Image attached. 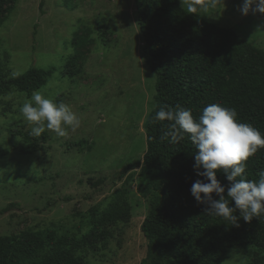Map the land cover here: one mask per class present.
Masks as SVG:
<instances>
[{
	"label": "rangeland",
	"instance_id": "obj_1",
	"mask_svg": "<svg viewBox=\"0 0 264 264\" xmlns=\"http://www.w3.org/2000/svg\"><path fill=\"white\" fill-rule=\"evenodd\" d=\"M180 1L189 11L192 0ZM242 3L224 0L216 8L196 6L194 13L264 49V14L244 16ZM82 39L86 43L77 45ZM143 47L135 0H16L4 6V72L44 70L48 82L40 91L70 104L81 126L65 137L46 130L47 139L26 154L30 127L20 107L30 97L15 88L0 95V211L18 204L0 215V235L28 231L68 239L77 264L141 263L147 188L161 178L142 166L123 174L147 152L144 124L156 104L157 75ZM74 55L80 72L72 78L66 66ZM112 210L123 217L111 218ZM221 264H264V245L230 248Z\"/></svg>",
	"mask_w": 264,
	"mask_h": 264
},
{
	"label": "trees",
	"instance_id": "obj_2",
	"mask_svg": "<svg viewBox=\"0 0 264 264\" xmlns=\"http://www.w3.org/2000/svg\"><path fill=\"white\" fill-rule=\"evenodd\" d=\"M14 1L0 0V25L4 6ZM135 3L144 37L142 56L157 75L156 104L144 124L147 152L142 160L125 167L123 174L142 166L161 175L147 188L150 209L142 224L147 252L140 264H221L230 248L262 247L264 215L245 222L237 211L240 219L236 226L205 212L207 205L197 203L190 191L193 182L203 179L193 167L198 150L188 135L176 144L162 140L169 122L154 117L162 106L180 105L198 118L207 105L218 103L235 108L240 122L264 133V49L239 37L232 27L186 10L180 0ZM85 43L82 39L77 45ZM79 72L73 56L67 62V76L73 78ZM47 82L44 70L31 67L23 74L9 76L0 63V95L15 88L31 97ZM47 137L46 133L40 137L24 135L29 144L24 153L34 152L40 139ZM246 165L245 177L258 180L259 171L264 170V148L250 156ZM217 178L226 188L231 186L222 171ZM213 197L218 199L215 194ZM17 206L8 204L0 215ZM109 216L121 218L123 213L112 210ZM72 247L68 239L59 241L52 234L40 237L26 231L0 235V264H77Z\"/></svg>",
	"mask_w": 264,
	"mask_h": 264
},
{
	"label": "clouds",
	"instance_id": "obj_3",
	"mask_svg": "<svg viewBox=\"0 0 264 264\" xmlns=\"http://www.w3.org/2000/svg\"><path fill=\"white\" fill-rule=\"evenodd\" d=\"M221 3L224 0H192L188 7L189 11L196 12V6L206 10ZM238 10L244 16L264 14V0H243ZM20 113L32 137H40L46 130L65 137L69 129L74 132L81 126V119L70 104L57 103L40 90L32 92L30 99L21 105ZM154 119L169 122L162 140L176 144L188 135L198 150L194 154L193 167L203 179L193 182L190 191L197 203L207 205L205 212L236 226H239L240 217L251 222L264 215V170L259 171L258 180L245 177L246 161L259 148H264V133L251 124L240 122L235 108L218 103L207 105L198 118L189 108L162 106ZM220 171L232 182L230 187L226 188L218 180ZM237 211L240 217L235 215Z\"/></svg>",
	"mask_w": 264,
	"mask_h": 264
},
{
	"label": "crops",
	"instance_id": "obj_4",
	"mask_svg": "<svg viewBox=\"0 0 264 264\" xmlns=\"http://www.w3.org/2000/svg\"><path fill=\"white\" fill-rule=\"evenodd\" d=\"M75 56V55H74ZM67 67V66H66Z\"/></svg>",
	"mask_w": 264,
	"mask_h": 264
}]
</instances>
